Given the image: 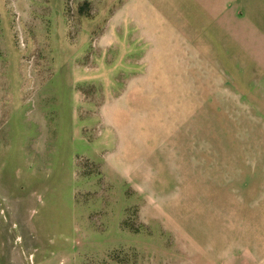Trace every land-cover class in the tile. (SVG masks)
Returning <instances> with one entry per match:
<instances>
[{
  "label": "rangeland",
  "instance_id": "obj_1",
  "mask_svg": "<svg viewBox=\"0 0 264 264\" xmlns=\"http://www.w3.org/2000/svg\"><path fill=\"white\" fill-rule=\"evenodd\" d=\"M202 3L0 0V264H264V93Z\"/></svg>",
  "mask_w": 264,
  "mask_h": 264
},
{
  "label": "crops",
  "instance_id": "obj_2",
  "mask_svg": "<svg viewBox=\"0 0 264 264\" xmlns=\"http://www.w3.org/2000/svg\"><path fill=\"white\" fill-rule=\"evenodd\" d=\"M202 1L203 8L210 16L211 12H217L218 23L222 28L220 42L225 45L233 43L235 50H233L232 59L235 61L237 69L242 71L241 75L247 74L252 77H260L251 86V91L264 93V0ZM250 220L255 222V226L252 229L256 235L257 230L263 228L262 217L255 216L251 217ZM237 228L242 230V227L237 226ZM216 234L218 236L216 249L213 250L211 248L214 243L208 240L203 252L208 256V261L209 259L212 261L214 256L216 258L215 263L222 264L225 261L227 252L231 250L226 248V245L230 242L225 237L223 227H220ZM237 239L238 241L240 240V238ZM253 254L255 255L256 252ZM241 256H244L241 259V263H243L244 259L248 263L255 262L251 253H244ZM256 263L260 262L257 260Z\"/></svg>",
  "mask_w": 264,
  "mask_h": 264
}]
</instances>
